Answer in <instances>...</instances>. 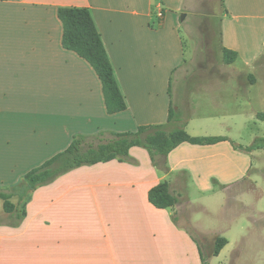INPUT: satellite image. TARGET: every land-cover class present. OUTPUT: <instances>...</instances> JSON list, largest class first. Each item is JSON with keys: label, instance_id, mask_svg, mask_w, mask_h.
<instances>
[{"label": "crops", "instance_id": "obj_1", "mask_svg": "<svg viewBox=\"0 0 264 264\" xmlns=\"http://www.w3.org/2000/svg\"><path fill=\"white\" fill-rule=\"evenodd\" d=\"M187 2L0 0V187L18 182L75 135L164 123L186 64ZM60 7L89 10L124 96L123 111L106 112L94 69L62 46ZM215 30L213 47L236 52L223 66L260 71L264 0H223ZM201 81L192 77L189 87ZM210 84L211 93L188 96L189 114L179 104L175 109L188 116L190 136L226 140L179 144L166 155L167 171L153 164L146 148L132 146L126 158L80 165L37 186L23 202L20 223H0V264H201L202 232L180 221L187 208L182 201L222 195L247 177L250 152L232 143H252L237 124H255L260 111L251 107L257 78L217 74ZM161 182L178 197L175 206L157 208L148 200L149 189Z\"/></svg>", "mask_w": 264, "mask_h": 264}, {"label": "rangeland", "instance_id": "obj_2", "mask_svg": "<svg viewBox=\"0 0 264 264\" xmlns=\"http://www.w3.org/2000/svg\"><path fill=\"white\" fill-rule=\"evenodd\" d=\"M184 10L187 17L182 32L187 58L181 71L182 77L175 82L178 96L173 95V103L179 104L189 114L188 96L193 91L211 93L213 84L210 82L217 74H221L230 75L234 81L245 77L248 82H253L257 78L258 85L251 91V107L263 110L264 54L259 59L260 71L248 69L238 73L231 66H223L225 62L222 51L219 52L212 44L218 14L222 10L221 0H188ZM192 77H202L201 83L189 87V79ZM172 83L174 84V78ZM233 87L234 90H239L238 86ZM254 121L255 124L250 121L249 124H243L242 128L237 124V130L242 133L244 141H248L250 136H264V122L256 118ZM233 122L235 123L228 120L235 132ZM248 158L251 168L247 177L236 185L226 187L222 195H191L189 203L188 200L182 201L187 208L178 217L192 231L197 229L202 232L201 250L208 264L210 260L212 264H264V146L250 151ZM12 201L16 202L17 198L14 197ZM22 204L23 202L20 203ZM0 219L6 220L1 200ZM221 239L228 240V244L219 257H216L219 253L214 252L215 243Z\"/></svg>", "mask_w": 264, "mask_h": 264}, {"label": "trees", "instance_id": "obj_3", "mask_svg": "<svg viewBox=\"0 0 264 264\" xmlns=\"http://www.w3.org/2000/svg\"><path fill=\"white\" fill-rule=\"evenodd\" d=\"M57 16L62 24V46L86 60L98 76L106 112L113 114L126 109L124 96L89 10L86 7H60ZM222 57L225 63H231L236 58V52L223 48ZM187 118L170 101L168 117L164 123L140 125L134 131L102 130L92 135H75L64 150L28 170L18 182L0 187V200L6 214V220L0 219V223L18 225L24 216L23 204L20 203L25 201L30 190L52 182L77 166L123 159L127 157L130 147L142 146L149 151L153 164L167 171L166 155L179 144L187 142L205 145L227 139L224 136H190L185 130ZM255 118L264 122V109L257 111ZM232 145L236 149L250 152L264 146V136L255 137L247 146L236 143ZM14 197L17 198L16 202L12 201ZM148 200L157 208L172 207L179 202L167 182L151 187ZM226 242V239H221L215 243V254L219 253ZM201 264H208L203 255Z\"/></svg>", "mask_w": 264, "mask_h": 264}, {"label": "water", "instance_id": "obj_4", "mask_svg": "<svg viewBox=\"0 0 264 264\" xmlns=\"http://www.w3.org/2000/svg\"><path fill=\"white\" fill-rule=\"evenodd\" d=\"M183 17H184V13L181 14V18H183Z\"/></svg>", "mask_w": 264, "mask_h": 264}]
</instances>
